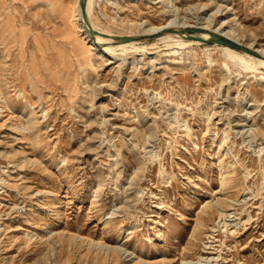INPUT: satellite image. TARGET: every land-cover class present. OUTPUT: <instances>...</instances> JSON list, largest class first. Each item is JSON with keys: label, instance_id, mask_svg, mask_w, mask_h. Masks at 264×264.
I'll return each instance as SVG.
<instances>
[{"label": "rangeland", "instance_id": "rangeland-1", "mask_svg": "<svg viewBox=\"0 0 264 264\" xmlns=\"http://www.w3.org/2000/svg\"><path fill=\"white\" fill-rule=\"evenodd\" d=\"M75 1L0 0V264H264V66L172 47L175 24L110 54ZM92 19L113 41L225 20L264 48V0H95Z\"/></svg>", "mask_w": 264, "mask_h": 264}, {"label": "bare ground", "instance_id": "bare-ground-1", "mask_svg": "<svg viewBox=\"0 0 264 264\" xmlns=\"http://www.w3.org/2000/svg\"><path fill=\"white\" fill-rule=\"evenodd\" d=\"M80 1L81 0L75 1V8H76V12H77V17H78L80 24H81L80 26L83 27V31L88 36L93 37L94 44H97V45L102 44L103 45L102 51H106L110 54L111 53L114 54L118 50L120 53H129V52H134L141 47L139 45L141 41L136 40V39L124 40V39L120 38L117 41H113L112 38H107V35H112V33H110L109 30H107L105 28L98 27V25L92 19L95 0H86V19L88 20V22L90 24V26L87 28V26L85 24V20L83 19V16L81 13ZM206 5L207 4H205V3H201L200 7H205ZM225 22H226L225 20H222L216 26H214V27L212 26L213 28L208 30V31H204V32H201V33L195 34V35L191 34L192 36L197 37V39L189 37V34L185 31V28L187 27V22L183 21V20H182V22L180 21L178 23H176L173 20V21L164 23L160 26L157 25V26H153V27L152 26L151 27H143V29L138 30L137 33L125 34V35H121V36H135V35H139V34H151V33H154L155 31H160V30H163L165 28H170V27H168L170 24H175L176 27H180V28L182 27L183 29H174V28L169 29L170 32L167 35L163 36L161 39L164 41L165 40L171 41L172 43H170V44H172V47L174 45V46L183 48V47L193 45V44H200L202 41L198 38L206 39V38H209L211 35L214 34V35H218L221 37H225L227 39L237 41L238 43L244 45L245 47H247L248 49L251 50V52H247L244 50L236 49V48L231 47V46H226V45H221V44L215 43L214 45L217 48H220L222 50V52H223L222 54L225 55L224 57H227L228 59H230L235 64L241 65L247 69L257 70L258 67L264 66V48H258L250 42L242 41L241 39H239L237 37L235 30L232 27H227ZM141 25L142 24H139V27ZM94 30H97V33H93ZM170 44L169 45L167 44V46H170ZM142 49H144V46ZM139 264H142L141 261H139Z\"/></svg>", "mask_w": 264, "mask_h": 264}, {"label": "water", "instance_id": "water-1", "mask_svg": "<svg viewBox=\"0 0 264 264\" xmlns=\"http://www.w3.org/2000/svg\"><path fill=\"white\" fill-rule=\"evenodd\" d=\"M80 8H81V13L83 16V19L85 20V24L87 26V28L90 26L88 20L86 19V0H81L80 1ZM93 33H97V30H94ZM154 34H139V35H135V36H117L118 39L122 38L124 40H129V39H136V40H141V39H145V38H150L152 37ZM189 37L191 38H196L195 36H192L191 34H189ZM200 39L202 42H211V43H217V44H221V45H226V46H231L240 50H244L247 52H251L250 49H248L247 47H245L244 45L238 43L237 41L231 40V39H227L225 37H221L218 35H211L209 38L206 39Z\"/></svg>", "mask_w": 264, "mask_h": 264}]
</instances>
